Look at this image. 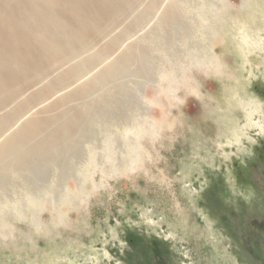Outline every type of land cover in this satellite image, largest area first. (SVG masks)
I'll return each instance as SVG.
<instances>
[{
    "label": "rangeland",
    "instance_id": "1",
    "mask_svg": "<svg viewBox=\"0 0 264 264\" xmlns=\"http://www.w3.org/2000/svg\"><path fill=\"white\" fill-rule=\"evenodd\" d=\"M17 124L0 264H264V0H0Z\"/></svg>",
    "mask_w": 264,
    "mask_h": 264
},
{
    "label": "bare ground",
    "instance_id": "2",
    "mask_svg": "<svg viewBox=\"0 0 264 264\" xmlns=\"http://www.w3.org/2000/svg\"><path fill=\"white\" fill-rule=\"evenodd\" d=\"M164 17L165 19H168V20H174L176 18L175 10L173 9V6L168 8V11L166 14H164ZM126 55L130 56V53L127 52ZM108 71L109 73H114L116 71L115 65L110 64L108 66ZM23 119L24 118L22 116L19 122H21ZM20 128L21 127H19L18 124L13 127H10V129L8 128L7 132L10 131L11 133L8 135H5L4 138L2 139L3 142L0 143V156H3L7 151L12 150L16 146V141L18 138V132L16 133V131H18Z\"/></svg>",
    "mask_w": 264,
    "mask_h": 264
}]
</instances>
